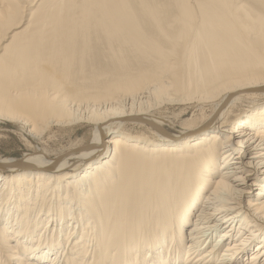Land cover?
I'll return each instance as SVG.
<instances>
[{"label": "bare ground", "instance_id": "1", "mask_svg": "<svg viewBox=\"0 0 264 264\" xmlns=\"http://www.w3.org/2000/svg\"><path fill=\"white\" fill-rule=\"evenodd\" d=\"M6 125L0 264H264V0H0Z\"/></svg>", "mask_w": 264, "mask_h": 264}, {"label": "rangeland", "instance_id": "2", "mask_svg": "<svg viewBox=\"0 0 264 264\" xmlns=\"http://www.w3.org/2000/svg\"><path fill=\"white\" fill-rule=\"evenodd\" d=\"M23 147L22 140L16 133H14L9 125L0 126V157L18 159L24 150ZM14 164H19V162ZM254 192L256 193L258 190H255Z\"/></svg>", "mask_w": 264, "mask_h": 264}]
</instances>
